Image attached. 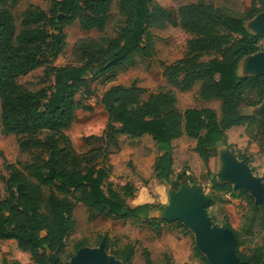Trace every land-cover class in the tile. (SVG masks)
<instances>
[{
    "label": "trees",
    "instance_id": "16d2710c",
    "mask_svg": "<svg viewBox=\"0 0 264 264\" xmlns=\"http://www.w3.org/2000/svg\"><path fill=\"white\" fill-rule=\"evenodd\" d=\"M49 13L30 7L24 14V30L19 34L8 5L19 0H0V121L5 134L15 135L18 146L31 152L32 159L23 167L7 164L4 197L0 196V241L14 240L20 251L28 253L34 264H50L49 254L58 258L73 232L77 204L84 206L89 220L105 217L115 221L154 223L150 216L163 209L161 204L146 203L130 207L136 195L133 184L117 188L112 181V148L119 149V136L132 139L148 135L159 152L153 176L160 183L176 189L189 188L192 181L181 182L186 172L173 178V143L188 137L196 142L195 152L204 164L217 155L219 147H229L227 131L236 126L259 125L264 139V121L247 115L244 109L257 107L264 100V75L240 76L241 61L262 50L264 35L251 32L246 23L264 11V0H252L243 15H232L205 0L182 5L177 19L160 0H119L118 12L125 17L114 38L103 41L83 38L76 42L72 63L56 67L54 62L64 52V28L78 22L83 30L103 31L110 18L114 0H47ZM61 15V19L59 16ZM178 25L190 35L181 59L163 64V77L182 92L200 85L198 97L220 102L221 113L208 107L189 108L183 113L176 108L177 98L171 92L152 93L141 98L144 89L133 84L116 85L107 90L97 103L107 114L100 136L84 141L101 142L87 152L79 153L66 131L71 127L77 109L92 111L91 106L77 100L79 93L95 95L91 81L104 78L112 82L118 72L132 66L137 58L152 59L156 54L152 28ZM51 85L36 91L18 83V79L39 68ZM242 160L248 164L250 157ZM189 179V178H188ZM213 191L230 194L249 202L250 227L259 223L264 230V207L256 205L243 189L230 184L212 182ZM205 194V190L198 189ZM214 205L213 200L207 209ZM186 235L191 232L175 223ZM224 228L232 229L229 223ZM236 254L248 264H262L264 245L251 255ZM106 250L123 264H131L135 253L132 244L118 248L106 236ZM85 243L74 246L75 254ZM74 254V255H75ZM74 255H71L74 256ZM194 256L201 264H209L194 246ZM146 264H151L146 252ZM167 264H171L168 261Z\"/></svg>",
    "mask_w": 264,
    "mask_h": 264
},
{
    "label": "rangeland",
    "instance_id": "374dc122",
    "mask_svg": "<svg viewBox=\"0 0 264 264\" xmlns=\"http://www.w3.org/2000/svg\"><path fill=\"white\" fill-rule=\"evenodd\" d=\"M114 0L110 18L106 28L103 31L83 30L78 22L64 28L66 33V46L64 52L54 62V66L60 67L72 63V52L76 42L83 38H95L98 40H109L116 36L118 28L124 24L125 17L119 14L117 3ZM199 0H160V3L171 10L176 19L178 10L182 5L191 4ZM212 3L215 7L221 8L232 15H243L251 8L252 0H205ZM38 7L46 13H49L52 6L47 0H19L17 4L8 5L12 12L19 34L24 30L22 20L25 12L30 7ZM151 33L154 36L156 54L152 59L137 58L132 66L118 72L117 78L112 82H105L104 78L91 81L90 89L95 90V95L79 93L77 100L82 105L91 106L92 111L77 109L75 119L66 134L71 139L73 146L79 153L87 152L95 147H99L101 142L95 140L91 142L84 141L85 137L102 135L106 123L107 114L99 103L100 98L110 87L122 85L129 87L133 84L144 89L141 95L146 100L150 94L162 92H171L177 98L176 108L184 112L189 108H212L220 115V102L217 100L206 102L198 97L200 85H195L192 90L182 92L174 87L163 75V64H171L181 59L186 52L187 41L190 35L181 29L178 25H169L165 28H152ZM261 51L264 52V39L261 41ZM18 83L23 87L36 91L47 88L51 85L45 76V68H39L18 79ZM251 108L244 109L246 114L254 112ZM1 112V111H0ZM120 138V137H119ZM120 147L117 150L112 148L113 156L110 160L116 164L117 169L113 171L110 181L119 189L127 183L146 186L149 193L148 200L152 204L168 203L167 193H158L154 186H148L153 178H144L134 169V160L137 156H152L157 158L159 152L156 145L150 137L141 139H131L121 137ZM227 149L239 160L244 155L251 158L249 166L252 168L254 175L262 177L264 182V139L259 129V125L252 127H239L233 129L228 134ZM196 142L188 137L183 136L173 143V178L174 180L186 172V176L181 182L192 181L189 188L205 190V195L209 201L213 200L214 205L207 209L208 215L214 225L223 227L229 223L241 238V247L239 251L244 256H249L257 247L264 245V230L259 223L250 227L251 209L248 201L233 198L230 194H224L213 191L212 182L214 179L219 180L217 174L221 167L220 154L210 159L206 165L195 152ZM113 157V159H112ZM140 157V158H143ZM32 159L31 152H24L18 146V139L15 135L5 134L1 127L0 121V196L4 197L5 179L8 174L6 171L7 164H14L23 167ZM189 178V179H188ZM157 181V180H156ZM137 182L139 183L138 185ZM159 182V181H157ZM154 184V183H153ZM166 184V183H165ZM168 185V184H167ZM171 188L170 185H168ZM179 188L178 190H180ZM138 190H136V193ZM146 200V199H142ZM209 203V202H208ZM165 206V205H163ZM207 208V207H206ZM161 212L154 211L151 213V220L154 223L145 221H115L105 217H97L89 220V214L84 206L77 204L74 210V219L76 221L73 232L66 241L64 252L59 256L62 262L71 261V255L75 254L74 246L78 242L85 243V247H99L104 238L108 236L111 244L118 248H124L128 244L135 247V253L131 264H146V252L149 254L151 264H201L200 260L194 256V246L196 247L194 234H184L182 228L177 227L176 222H167L161 219ZM174 250L183 254L174 261ZM25 254V253H24ZM12 241H0V264H34L30 255H24ZM188 257V258H187ZM187 260L183 262L184 260Z\"/></svg>",
    "mask_w": 264,
    "mask_h": 264
},
{
    "label": "water",
    "instance_id": "95a60500",
    "mask_svg": "<svg viewBox=\"0 0 264 264\" xmlns=\"http://www.w3.org/2000/svg\"><path fill=\"white\" fill-rule=\"evenodd\" d=\"M61 19V15L59 16ZM246 27L256 35H264V11L246 23ZM240 76L264 75V52L259 51L244 58L239 68ZM254 116L264 121V100L253 108ZM253 115V113H251ZM221 167L217 177L219 183L230 184L233 190L248 192L256 205L264 207V182L254 175L245 160L237 159L227 147H219ZM171 186L168 203L163 206L161 219L167 222H180L194 234L196 248L208 260L209 264H248L236 254L237 237L230 228L214 225L207 212L208 197L192 188ZM50 264H56L58 258L49 254ZM70 264H123L106 250L103 240L99 247H83L72 257ZM264 264V260L262 262Z\"/></svg>",
    "mask_w": 264,
    "mask_h": 264
},
{
    "label": "crops",
    "instance_id": "0c3cea01",
    "mask_svg": "<svg viewBox=\"0 0 264 264\" xmlns=\"http://www.w3.org/2000/svg\"><path fill=\"white\" fill-rule=\"evenodd\" d=\"M199 85V84H198ZM212 101H214V100H212ZM206 102H210V101H206ZM253 108H255V107H251V109H253ZM246 113V112H245ZM247 115H251V114H247ZM254 115V114H253ZM239 127H243V126H236V127H233V128H231L230 130H228L227 131V135L229 134V132L231 131V130H233V129H236V128H239ZM247 127V126H246ZM120 138H118L119 139V141H120V139H121V137H128V136H126V135H121V136H119ZM145 137H150V136H148V135H145V136H143V137H141L142 139L143 138H145ZM186 137V136H185ZM128 138H130V137H128ZM141 138H137V139H141ZM151 138V137H150ZM132 139V138H131ZM181 139V138H180ZM135 140V139H134ZM151 140H152V138H151ZM179 140V139H178ZM153 141V140H152ZM177 141V140H176ZM176 141H174V143L176 142ZM153 143H154V141H153ZM155 144V143H154ZM119 147H120V142H119ZM118 150V149H117ZM159 155V154H158ZM111 156H113V155H111ZM110 156V157H111ZM140 157H143V156H137L136 158H135V160H134V169H135V167H136V169H137V171L140 173V175H142V177H144L145 179L146 178H151L152 176H153V173H154V171H153V166H154V163H155V160H156V156L155 155H152V156H146L145 158L143 157V158H140ZM158 157V156H157ZM112 159H113V157H112ZM110 162H111V164H112V173H113V171L115 172V170L117 169V166H116V164L113 162V160H110ZM251 168V167H250ZM252 169V168H251ZM153 178H154V176H153ZM260 178H262V177H260ZM147 180V179H146ZM154 183V184H153ZM139 183L137 182V184L136 185H138ZM148 186H154L155 187V190L158 192V193H161V194H165V193H167V195H169L168 193H169V190H170V188H169V186L167 185V184H165V183H160V182H157L156 181V179L154 178V179H152L151 181H150V184L148 185ZM136 188V190H138V192L136 193V195H135V197L133 198V199H129L128 201H127V203H128V205L130 206V207H136V206H139V205H142V204H146V203H150L149 201H147L148 200V197H149V193H147L145 190H147V187L146 186H142V185H138V186H136L135 187ZM142 199H146L145 201L144 200H142ZM161 201H162V205H166L167 203L166 202H163V197H161ZM128 221H130V220H128ZM123 222H126V221H123ZM8 241H12L13 243H16V241H14V240H8ZM16 246H17V243H16ZM18 248V247H17ZM22 252V251H21ZM23 254L25 253V252H22ZM29 255L28 253H25L24 255ZM174 254H175V256H174V261H176L177 262V260H178V258L179 257H181L180 255H183L180 251H179V254H178V252H176L175 250H174ZM188 258V257H187ZM185 261H187L186 259L183 261V262H185Z\"/></svg>",
    "mask_w": 264,
    "mask_h": 264
}]
</instances>
